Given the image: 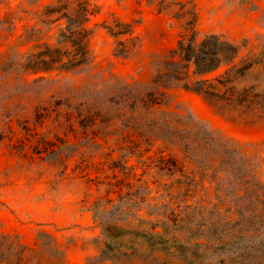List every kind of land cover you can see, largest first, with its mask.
I'll list each match as a JSON object with an SVG mask.
<instances>
[{"label":"rangeland","instance_id":"obj_1","mask_svg":"<svg viewBox=\"0 0 264 264\" xmlns=\"http://www.w3.org/2000/svg\"><path fill=\"white\" fill-rule=\"evenodd\" d=\"M50 2L0 0V236L33 246L45 230L57 239L65 264H89L104 239L93 211L99 199H117L128 184L143 186L141 213L165 212L175 220L215 190L199 175L186 179L197 167L181 153L111 119L109 100L118 84L157 89L156 64L177 46L193 12L198 37L222 35L244 54L256 50L264 44V0H95L90 65L24 72L20 64L37 45L55 42L59 25L40 17ZM116 20L130 25L134 47L129 36L108 32ZM121 41L131 48L123 56L117 52ZM159 90L165 99L158 112L193 117L237 142L264 182V114L214 106L181 86ZM174 153L177 165L160 161ZM175 223L171 228L179 234Z\"/></svg>","mask_w":264,"mask_h":264},{"label":"trees","instance_id":"obj_2","mask_svg":"<svg viewBox=\"0 0 264 264\" xmlns=\"http://www.w3.org/2000/svg\"><path fill=\"white\" fill-rule=\"evenodd\" d=\"M98 12L95 0H51L40 17L44 24L59 25L55 42L37 45L20 69L38 73L89 66L93 31L88 23ZM196 22L193 12L177 46L156 64L153 84L157 89L119 83L109 103L114 111L111 119L147 140L162 141L168 150L195 165L197 169L186 179L195 181L199 175L215 184L213 197L187 206L175 220L165 212L148 210L147 217L141 213L146 203L139 196L143 186L128 184L127 192L119 193L117 199H99L93 211L104 239L100 255L90 258L89 264H264V182L259 165L240 144L193 117L156 110L165 99L159 88L168 85L181 86L214 106L264 114V44L244 54L243 46L222 35L198 37ZM106 29L115 38L129 36L132 44L129 24L116 20ZM118 45L120 56L131 49L122 41ZM160 161L178 164L175 153L161 156ZM172 221L179 234L172 230ZM0 264L65 261L57 239L41 230L33 246L18 236L1 235Z\"/></svg>","mask_w":264,"mask_h":264}]
</instances>
